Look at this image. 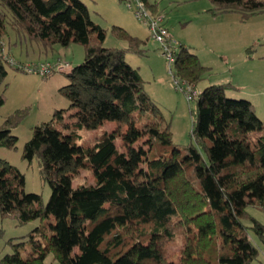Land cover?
Returning <instances> with one entry per match:
<instances>
[{
    "label": "trees",
    "instance_id": "obj_1",
    "mask_svg": "<svg viewBox=\"0 0 264 264\" xmlns=\"http://www.w3.org/2000/svg\"><path fill=\"white\" fill-rule=\"evenodd\" d=\"M142 1L153 15L160 14ZM209 1L216 13H237L245 19L264 12V0ZM8 28L44 48L79 44L85 58L65 73L68 83L58 90L73 111L68 115L71 132L58 127L67 110H56L50 121L32 129L23 148V159L39 160L41 177L51 190L48 202L26 193L23 175L0 159V215L21 225L39 221L28 241L8 240L12 252L0 264H44L49 254L60 264H175L165 262L164 248L179 229L183 247L177 264L257 260L264 247V225L247 207L264 212V122L250 101L227 98L230 84L199 91L193 98V141L181 150L144 91L138 69L125 61L126 52L144 55L143 41L113 27L114 36L128 48L103 47L106 32L93 23L81 0H0V86L9 65L4 53ZM173 65L193 87L206 70L179 45ZM3 104L0 94V108ZM21 119V111L4 119L1 147L16 148L11 129ZM106 122L126 129L104 131L88 147L77 143L78 130H96ZM254 133L260 135L253 140ZM119 138L127 144L126 152L116 148ZM164 148L169 151L157 155ZM81 169L89 170L94 182L73 188L72 179ZM131 228L140 231L129 234Z\"/></svg>",
    "mask_w": 264,
    "mask_h": 264
},
{
    "label": "rangeland",
    "instance_id": "obj_2",
    "mask_svg": "<svg viewBox=\"0 0 264 264\" xmlns=\"http://www.w3.org/2000/svg\"><path fill=\"white\" fill-rule=\"evenodd\" d=\"M81 1L87 6L93 23L106 32L103 47L128 48L127 42L114 36L113 27H119L144 42L142 46L144 55L126 52L125 61L128 64L131 62L129 65L138 69L144 91L159 108L165 123L169 126L173 145L181 150L188 148L193 141L191 132L195 99L189 100L188 84L177 75L174 65L170 66L162 56L160 46L152 38L149 28L138 21L132 9L128 8L130 0ZM147 3L164 16V24L177 45L187 48L206 68L196 86H191L194 93L198 94V91L208 86L230 84L232 87L225 91V96L250 101L255 114L264 122V12L245 19L237 13H216L209 0H147ZM14 36L13 30L8 28V34L4 39L6 51L9 49L8 43ZM69 49L72 50L67 62L72 69L84 61L85 49L79 44H71ZM11 56L19 62L18 53L12 51ZM6 70L7 76L0 86V94L4 98V104L0 108V126L5 118L17 111L22 112V119L11 129V135L17 137L16 148L0 146V159L7 161L23 175L26 193L40 195L43 204H46L51 190L41 177L39 160L37 157L32 161L23 159V148L32 136V129L50 121L56 110H67L63 113L62 125L69 128L65 130L61 125L58 127L64 133L71 132L73 119H69L68 115L73 111L68 110L69 102L58 91L67 85L68 81L65 73H54L48 78H43L37 74L17 71L9 65L6 66ZM175 81L178 84H175ZM196 94L193 96L196 97ZM116 128H120L121 131L126 129L123 125L106 122L96 130H78L80 138L77 143L88 147L95 143L104 131L111 132ZM259 135L254 133L251 138L254 140ZM143 141L144 139L137 144L141 145ZM115 146L120 152H126L128 148L120 138L116 140ZM163 151L169 150L158 149L157 155ZM93 182L92 173L87 169H81L74 175L72 187L91 185ZM247 212L264 225L262 210L249 206ZM38 224L39 221L36 220L21 225L14 217L0 215V244L10 239H13L14 243L28 241V234ZM130 230L133 231L129 234L140 230L146 231V228ZM181 234L182 230L179 229L173 240L165 244V262L178 263L183 247ZM250 234L255 239L253 233ZM133 237L140 238V233H135ZM29 247L27 242L21 251L23 258L26 257ZM7 251L11 253L12 248L9 246ZM75 252L78 253V250ZM259 259L264 264L263 252ZM44 264L60 263L49 254Z\"/></svg>",
    "mask_w": 264,
    "mask_h": 264
},
{
    "label": "built area",
    "instance_id": "obj_3",
    "mask_svg": "<svg viewBox=\"0 0 264 264\" xmlns=\"http://www.w3.org/2000/svg\"><path fill=\"white\" fill-rule=\"evenodd\" d=\"M127 6L132 9L135 18L149 28L152 38L160 46L162 56L167 60L170 66L173 65L178 45L172 39L168 29L164 25V16L161 14H151L145 7L142 0H130ZM5 58L11 67L19 69L23 72L37 74L43 78L49 77L54 73H68L71 71V65L62 59H57L53 63L41 62L37 64H22L16 62L9 56ZM169 70H171V68H169ZM175 84H178V82L175 81ZM188 87V98L189 100H192L195 97L193 95L196 93H194L191 86Z\"/></svg>",
    "mask_w": 264,
    "mask_h": 264
},
{
    "label": "crops",
    "instance_id": "obj_4",
    "mask_svg": "<svg viewBox=\"0 0 264 264\" xmlns=\"http://www.w3.org/2000/svg\"><path fill=\"white\" fill-rule=\"evenodd\" d=\"M165 25V24H164ZM37 44V45H36ZM9 49L6 51V45L4 44V53L7 54L10 58L15 59L11 56V52L18 53L17 61L24 64H37L41 62H50L53 63L57 59H62L65 61L67 57L70 55V51L68 47H61L59 45L52 46L51 48H44L40 43L31 42L24 36H14L12 40L8 43ZM71 46V45H70ZM13 48V50H11ZM8 52V53H7ZM131 64V62H129ZM199 92V91H198ZM56 107L54 106V111ZM112 124H115L112 122ZM9 247L8 241L2 242L0 244V259L9 254L7 248ZM264 247L261 248V252H263ZM259 254V257L261 255ZM259 257L253 264H263Z\"/></svg>",
    "mask_w": 264,
    "mask_h": 264
}]
</instances>
